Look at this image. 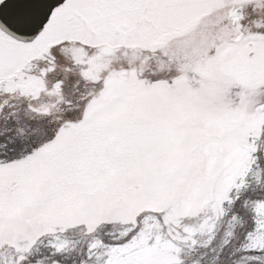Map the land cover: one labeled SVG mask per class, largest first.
<instances>
[{"label": "snow or ice", "instance_id": "snow-or-ice-1", "mask_svg": "<svg viewBox=\"0 0 264 264\" xmlns=\"http://www.w3.org/2000/svg\"><path fill=\"white\" fill-rule=\"evenodd\" d=\"M0 264H264V0H0Z\"/></svg>", "mask_w": 264, "mask_h": 264}]
</instances>
